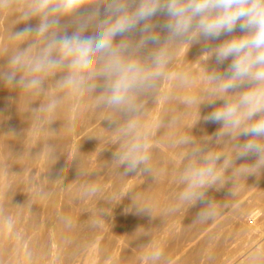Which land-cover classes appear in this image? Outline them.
I'll return each mask as SVG.
<instances>
[{"label":"rangeland","instance_id":"1","mask_svg":"<svg viewBox=\"0 0 264 264\" xmlns=\"http://www.w3.org/2000/svg\"><path fill=\"white\" fill-rule=\"evenodd\" d=\"M166 19L163 14L152 18L161 42L168 34L160 27ZM29 25L33 26L30 23L25 27ZM242 34L237 27L235 32L218 39L201 36L198 42L180 45L172 62L163 69L164 76L157 81L156 89L140 97L143 107L135 114V119L148 133L152 172L137 169L125 175V166L118 165L114 158L122 139L121 126L127 116L111 108L105 112L108 107L98 106L90 97L84 102H74V107L65 108L61 104V109L67 113L61 128L77 120L79 151L65 161L68 156L65 140L64 146L56 152L59 198L52 208L42 196L40 201L36 199L48 186L51 167L36 179L35 186L39 187L33 186V192L37 190L36 200L31 202L24 216L14 219L16 230L6 239L7 247L0 249V264H264V168L254 166L258 160L256 154L235 161L237 167L254 166L247 167L248 176L233 179L229 168L219 190L207 191L206 202L221 204L215 220L197 221L206 203L197 202L188 207L177 201L182 189L178 175L193 147L222 151L231 156L235 144L249 139L247 136L219 138L220 128L216 122L205 119L222 104L221 100L215 103L207 100L211 97L205 93L212 87L207 73L224 72L231 58L217 64L214 56L206 61L207 54H203L224 40ZM125 35L139 40L141 33ZM120 37L116 40L123 38ZM154 47L149 43L143 52L146 54ZM180 75L187 77L186 86H181ZM191 96L198 97L201 103L186 105L184 99ZM28 111L30 115L34 112L30 107ZM184 136L191 137L194 143H181ZM65 162H68L67 168ZM84 184L95 185L99 190L91 194L81 187ZM38 190L39 196L36 195ZM145 205L152 208V215L139 210L138 206ZM171 207L177 210L167 211ZM10 219L12 222L13 218ZM2 226L3 223L0 229ZM61 230L64 234L70 232L61 235ZM154 245L163 252L158 261L148 256Z\"/></svg>","mask_w":264,"mask_h":264},{"label":"clouds","instance_id":"2","mask_svg":"<svg viewBox=\"0 0 264 264\" xmlns=\"http://www.w3.org/2000/svg\"><path fill=\"white\" fill-rule=\"evenodd\" d=\"M5 10L18 12V23L38 19V24L11 33V39L28 43L9 57L0 79L7 87L36 97L45 91L49 77L60 74L55 81L58 92L87 94L98 106L127 116L121 126L119 150L114 153L118 165L125 166V175L137 169L152 172L148 133L135 114L143 107L140 97L156 89L176 48L198 42L201 36L218 39L239 27L242 35L232 36L203 54H207L206 61L214 56L217 64L231 58L224 72L207 73L212 85L205 93L211 97L207 100H221L222 104L205 119L222 124L219 138L249 139L235 144L231 156L193 147L178 175L182 189L177 201L188 207L206 203L197 221L215 220L221 204L206 202V193L210 188L219 190L225 171L231 168L234 179L248 176L247 167L264 168V0H0V12ZM157 14L167 17L160 25L168 33L163 42L152 23ZM62 21L74 23L75 30L68 34ZM90 28L94 34L85 35ZM136 31L141 33L139 40L125 35ZM117 36L123 38L117 41ZM149 43L155 47L145 54ZM178 80L181 86L187 85L185 75ZM97 89H101L99 94ZM58 102L59 98H52L36 110L47 116L48 124L54 119ZM183 102L188 106L201 103L195 96ZM181 143L193 144L194 140L184 136ZM253 153L258 157L254 166H235L238 158ZM81 187L91 194L99 190L92 184ZM138 208L152 215L150 206ZM176 210L171 207L167 211ZM162 255L155 245L148 253L154 261Z\"/></svg>","mask_w":264,"mask_h":264},{"label":"bare ground","instance_id":"3","mask_svg":"<svg viewBox=\"0 0 264 264\" xmlns=\"http://www.w3.org/2000/svg\"><path fill=\"white\" fill-rule=\"evenodd\" d=\"M18 16L19 14L15 10H5L0 12V73L7 70L9 57L15 53V50L18 47H26L28 43L27 41L21 43L19 40L11 39V33L22 30L30 23L33 24V27L38 24V19H32L27 23H18ZM101 18H103V8L101 9ZM62 24H67L68 34H71L75 30V24L71 21H62ZM94 31V28H90L87 34L92 35L94 34ZM59 75L60 74H57L55 77H49L44 84L45 91L36 97H29L20 88H9L3 83L2 79H0V219H3V226L2 229H0V232L1 230L3 232V235L0 236V249L7 247L6 245L8 243L6 244V239L15 229L14 219L19 220L18 217L25 214V210L30 207L29 205L32 201L35 202L36 199L40 201L42 196L47 200L48 204L50 203L51 208L57 203L59 198V187L56 182L58 167L54 159L59 148L64 146V141L67 140L66 149H68V156L65 161L70 160L75 152L79 151L80 144L76 140V137L80 132L77 120H74L72 123L70 122L66 127L64 126V129H62L61 122L66 118L67 113L63 112L61 104H63L65 108H68L76 101H86L89 99V96L87 94L82 96H70L65 92H58L55 88V81L59 79ZM52 98H59V102L56 106L54 119L51 124H48L47 116L36 110L39 109L41 105L48 103ZM29 107L34 111L32 115L29 114ZM107 111H109V108L105 109V112ZM216 124L219 128L222 127L221 123L216 122ZM65 163L64 167L66 166L67 168L68 162ZM25 164H27L26 171ZM47 167H51L52 176L49 181H47L48 186L47 188L45 187V191L43 190L44 192H41L42 194L40 197L35 199L34 193L37 190L34 189L35 192H33V186H37V183L35 182L36 179H38L39 176L41 177V173L44 172ZM38 182L40 184V179ZM39 190L36 195L39 194ZM10 218H13L12 222L10 221ZM22 219L20 221H22ZM59 221L61 222V220ZM61 227L64 229L66 228V225L63 224ZM55 232L58 231L56 230ZM69 232L67 231L65 234H68ZM62 233L61 230V235ZM37 236L38 238H41L38 234ZM56 236L58 235L56 234ZM36 241L38 240L36 239ZM44 243L45 242H43V244ZM63 245L65 244L63 243ZM37 246L39 247V245ZM3 253L4 252L1 253V256ZM261 257L263 256L261 255ZM23 258H25V256ZM251 260L253 259L251 258ZM262 260H264V258H262Z\"/></svg>","mask_w":264,"mask_h":264}]
</instances>
